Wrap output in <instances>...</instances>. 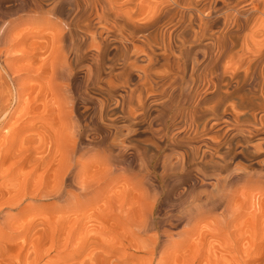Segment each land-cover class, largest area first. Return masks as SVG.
Here are the masks:
<instances>
[{"label": "bare ground", "instance_id": "6f19581e", "mask_svg": "<svg viewBox=\"0 0 264 264\" xmlns=\"http://www.w3.org/2000/svg\"><path fill=\"white\" fill-rule=\"evenodd\" d=\"M15 1L0 8V129L13 119L20 128L4 135L0 167L11 164L3 179L19 181L23 189L0 204V264H11L3 257L16 251L12 238L26 237L34 226L22 224L19 235L6 239L2 225L11 227L19 217L12 219L6 210L18 209L25 199L72 203L78 186L92 187L76 172L86 149L106 154L100 164L109 168L102 177L115 183L122 160L128 163L139 153L140 134L157 150L161 144L171 152L147 164L142 159L135 177L147 183L149 173L142 172L152 163L165 177L178 176L193 163L214 182L182 221L195 224L206 208L217 226L199 237L223 230L234 245L245 239L231 224L253 218L259 202L253 188L239 195L241 185L264 189V0ZM22 76L31 81L22 83ZM39 153L31 163L30 156ZM260 156L259 171L235 160ZM29 164L34 173L40 170L31 190L27 176L12 175ZM127 199L113 212L122 215ZM152 219L139 217L134 233L141 237ZM169 229L158 239L169 241ZM183 234L188 243L189 233ZM128 238L120 236L119 247ZM158 245H149V264L171 259V254L157 257ZM166 246L171 252L182 248Z\"/></svg>", "mask_w": 264, "mask_h": 264}, {"label": "rangeland", "instance_id": "374dc122", "mask_svg": "<svg viewBox=\"0 0 264 264\" xmlns=\"http://www.w3.org/2000/svg\"><path fill=\"white\" fill-rule=\"evenodd\" d=\"M15 3V0H0V8L13 7ZM30 81L29 76L21 77L22 83ZM81 90L82 88L79 87L78 91ZM89 106V103L82 104L80 111H84ZM248 114L250 115L251 112ZM14 121L15 119L8 120L7 125L0 129V149L5 148L7 144L4 139L7 130L13 128L14 131H18L20 128L14 124ZM199 127H201L200 123ZM92 128L100 131L99 127ZM24 133L31 134V132ZM98 135L102 136L103 133L100 131ZM148 137L147 134L139 135L141 142L139 153L128 163L127 158L122 160L120 171L115 173L117 176L115 183L112 177L105 175L102 177L109 168L106 164H100L103 163L106 154L103 151L86 149L82 156H78L76 172L79 181H86L92 187L81 191L78 186V198L72 203L66 204L65 201L53 197L31 202L25 199L18 209L6 210L12 219L19 216L11 227L2 225L9 232L6 239L19 235L23 231L22 224L32 222L34 226L30 228L26 237L12 238L16 251L5 254L3 258L11 264H149V245L158 241L160 253L157 257L172 255L164 264H181L182 260L185 261L182 264H264V189L249 184L241 185L238 191L241 195L242 192L249 191L248 188H253V194L259 199L253 218L244 216L238 222L231 224L233 226L231 230L236 235L242 233L245 237L240 243L234 245L232 236L223 230L220 232L216 230L212 237H199V234L210 232L212 227L217 226L213 215L205 208L199 216L200 220L195 224H186L182 221V215L194 202L205 198V192L211 189L210 184L214 182V178L205 180L193 163L187 171H177L178 176L165 177L163 170L152 163L147 172L146 170L142 172L149 173L147 183L143 184L140 178L135 177L141 160L143 159L147 164L155 160L157 155L162 156L171 152L161 144V149L157 150L151 141H147ZM197 146H200L201 150L204 147L202 143H197ZM221 152L218 151L217 156H220ZM39 154L31 155L30 162L33 163L42 156ZM262 159L263 157L260 156L250 157L248 160L242 158L235 160L243 162L249 170L259 171L260 167L255 161ZM10 167L11 164L0 167V204H4L9 197L16 196V190L23 189L19 181L3 179ZM34 169L35 165L29 164L17 172H12V175L19 174L20 179L27 176L31 190L39 184L35 175H40V170L34 173ZM8 189L13 190L11 196L7 194ZM48 190L51 188L49 187ZM145 190H148V193ZM124 197H128V202L122 215L119 216L113 211L118 208ZM215 212L218 211H214L213 214ZM149 214L153 216L151 226L140 237L134 233L133 224L139 220V217L143 218ZM176 221L178 225L169 229L167 224ZM165 229L173 233L169 241L158 239ZM184 231L189 233L188 243L183 241L186 237ZM125 233L129 237L126 239V246L119 247L117 244L119 237ZM251 235L253 240L249 241ZM0 240L4 241V239ZM173 243V248H176V244L182 248L171 252L172 249L166 244L171 246ZM185 244L189 245L183 246ZM114 250L116 252L111 253ZM179 256L181 261L176 263Z\"/></svg>", "mask_w": 264, "mask_h": 264}]
</instances>
